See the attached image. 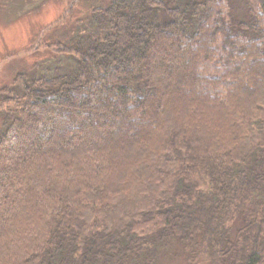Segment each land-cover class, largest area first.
Returning <instances> with one entry per match:
<instances>
[{"label":"trees","instance_id":"16d2710c","mask_svg":"<svg viewBox=\"0 0 264 264\" xmlns=\"http://www.w3.org/2000/svg\"><path fill=\"white\" fill-rule=\"evenodd\" d=\"M89 11L0 91V264H264V0Z\"/></svg>","mask_w":264,"mask_h":264},{"label":"rangeland","instance_id":"374dc122","mask_svg":"<svg viewBox=\"0 0 264 264\" xmlns=\"http://www.w3.org/2000/svg\"><path fill=\"white\" fill-rule=\"evenodd\" d=\"M108 1L79 0L72 4L74 0H0V91L6 88L15 94L23 92L24 84L17 82V77L23 72L34 71L35 65L37 69L38 66L42 68V73L48 74L64 72L58 67L66 65L67 60L71 61L69 65L72 66L76 60L69 55H60L55 44L47 46V43L68 42L73 32L84 30L82 25L90 16V7L105 6ZM239 7L242 9L243 5L240 3L238 8L235 7L236 15H240ZM65 31L71 35H66ZM26 78L28 82L30 78ZM4 117L1 112L0 134L5 129ZM10 121L12 118L7 122ZM18 141L11 145L15 147ZM157 264L188 262L180 249L175 247L170 255L161 256Z\"/></svg>","mask_w":264,"mask_h":264}]
</instances>
